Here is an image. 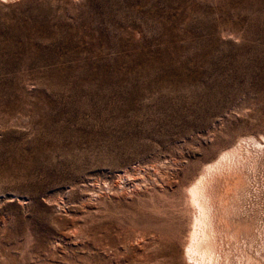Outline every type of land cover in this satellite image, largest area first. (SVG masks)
<instances>
[{
	"label": "rangeland",
	"instance_id": "obj_1",
	"mask_svg": "<svg viewBox=\"0 0 264 264\" xmlns=\"http://www.w3.org/2000/svg\"><path fill=\"white\" fill-rule=\"evenodd\" d=\"M239 139L264 0H0V264H185V189Z\"/></svg>",
	"mask_w": 264,
	"mask_h": 264
},
{
	"label": "bare ground",
	"instance_id": "obj_2",
	"mask_svg": "<svg viewBox=\"0 0 264 264\" xmlns=\"http://www.w3.org/2000/svg\"><path fill=\"white\" fill-rule=\"evenodd\" d=\"M244 141L185 189V264H264V206L257 200L264 193L257 171H264V142L252 140L249 149Z\"/></svg>",
	"mask_w": 264,
	"mask_h": 264
}]
</instances>
